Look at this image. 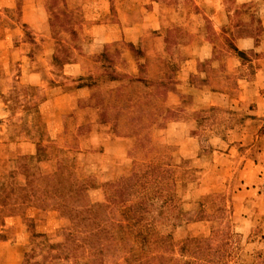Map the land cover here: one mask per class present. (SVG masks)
Instances as JSON below:
<instances>
[{
    "label": "rangeland",
    "instance_id": "1",
    "mask_svg": "<svg viewBox=\"0 0 264 264\" xmlns=\"http://www.w3.org/2000/svg\"><path fill=\"white\" fill-rule=\"evenodd\" d=\"M9 216L14 264H264V0H0Z\"/></svg>",
    "mask_w": 264,
    "mask_h": 264
},
{
    "label": "crops",
    "instance_id": "2",
    "mask_svg": "<svg viewBox=\"0 0 264 264\" xmlns=\"http://www.w3.org/2000/svg\"><path fill=\"white\" fill-rule=\"evenodd\" d=\"M42 175H46L45 173H42ZM16 218L9 216L6 217L5 224L0 228V243H3L2 246H4L5 249H7L6 254V260L0 261L2 264H14L15 259V253H14V237L13 234H11L12 225L16 222ZM9 232V233H8ZM15 239H17L15 237ZM4 260V259H3Z\"/></svg>",
    "mask_w": 264,
    "mask_h": 264
}]
</instances>
